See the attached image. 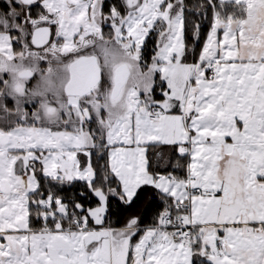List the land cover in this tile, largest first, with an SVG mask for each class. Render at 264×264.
Instances as JSON below:
<instances>
[{
    "label": "snow or ice",
    "instance_id": "obj_1",
    "mask_svg": "<svg viewBox=\"0 0 264 264\" xmlns=\"http://www.w3.org/2000/svg\"><path fill=\"white\" fill-rule=\"evenodd\" d=\"M0 264H264V0H0Z\"/></svg>",
    "mask_w": 264,
    "mask_h": 264
},
{
    "label": "trees",
    "instance_id": "obj_2",
    "mask_svg": "<svg viewBox=\"0 0 264 264\" xmlns=\"http://www.w3.org/2000/svg\"><path fill=\"white\" fill-rule=\"evenodd\" d=\"M207 30H208V25H207V23H205L202 26V29H201L200 42L195 45L197 53H198L200 47L203 44V40H204V37L206 36ZM107 31L109 32V29L107 27H105L104 28V32H105V36L106 37L108 35ZM156 41H157V36H156L155 33H153L149 37V39L147 41V44H146V46L144 48V52H143L144 60L146 62H148V63H151V58L154 55L153 49L155 48ZM187 42L189 44V47H191L192 44H193V41H192L190 32L188 34ZM186 62H192L191 53H189L188 59L186 60ZM155 79H156V83H157L156 95H157V98H159V92H160V87H159L160 77H159V75H157ZM165 87H166V85H165ZM157 147H160V150H162V152L165 154V157L167 158V155L171 151V149L168 148V147H165V146H155V147L150 148L149 149V153H150L149 155H151L153 153V150H151V149H154V148H157ZM153 154H152V156H154ZM93 160L95 161V157H93ZM152 161H153V164H154L153 158H152ZM172 162H173L174 165H176V164L183 165L184 163H186V161L180 160V159H178L175 156L172 157ZM101 163H102V161H101ZM168 170L172 171L173 169L169 168ZM174 174L177 175V176H183L184 172H183V170L181 168L178 167L176 169V171L174 172ZM73 190L74 191H80L79 182H77V184H76L74 189H69L68 191L70 192V191H73ZM158 204H159V201L156 200V199H153L151 202L145 201L143 199V194H142L141 200L137 201V204L134 205V210L139 212V214L143 217V225L142 226L148 225L151 222V217H152L153 213L155 211H157ZM116 219L117 218L115 216H110L109 222L111 223V226L112 227H122L123 226V217H121V223L120 224L116 223Z\"/></svg>",
    "mask_w": 264,
    "mask_h": 264
},
{
    "label": "rangeland",
    "instance_id": "obj_3",
    "mask_svg": "<svg viewBox=\"0 0 264 264\" xmlns=\"http://www.w3.org/2000/svg\"><path fill=\"white\" fill-rule=\"evenodd\" d=\"M107 33H108V31H107ZM48 67V65L46 64V63H43V64H41L40 65V68L41 69H46ZM157 75H159V74H157ZM156 75V76H157ZM156 78V77H155ZM38 80H39V74H37L32 80H31V82H30V84H29V87L31 88V87H34L36 84H37V82H38Z\"/></svg>",
    "mask_w": 264,
    "mask_h": 264
},
{
    "label": "crops",
    "instance_id": "obj_4",
    "mask_svg": "<svg viewBox=\"0 0 264 264\" xmlns=\"http://www.w3.org/2000/svg\"><path fill=\"white\" fill-rule=\"evenodd\" d=\"M5 78H7V77H5ZM151 150H153V153H156V152H162V150H160V147H157V148H154V149H151ZM153 153H152V154H153ZM149 154H150V153H149ZM152 154L149 155V156L151 157V159L153 158V160H154V164H155L156 157H155V156H152ZM81 159H83V158L81 157ZM114 228H119V227H114Z\"/></svg>",
    "mask_w": 264,
    "mask_h": 264
}]
</instances>
